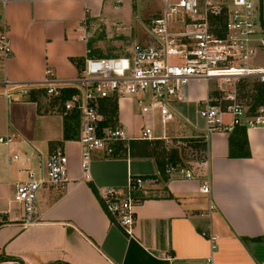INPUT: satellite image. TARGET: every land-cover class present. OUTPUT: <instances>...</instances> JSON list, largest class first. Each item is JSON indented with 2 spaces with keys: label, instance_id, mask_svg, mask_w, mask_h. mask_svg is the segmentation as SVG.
<instances>
[{
  "label": "crops",
  "instance_id": "obj_1",
  "mask_svg": "<svg viewBox=\"0 0 264 264\" xmlns=\"http://www.w3.org/2000/svg\"><path fill=\"white\" fill-rule=\"evenodd\" d=\"M159 8V0L154 7L136 6L133 0L0 2V24L7 25L12 50L0 66V82L38 81L46 67L58 78L71 79L85 56H118L133 41L148 40L149 19ZM12 91L10 100L0 92V135L10 136L0 142V264H209L208 256L211 264H263L264 124L240 122L204 132L194 108L211 92L207 81L192 79L184 86L164 137L159 116L151 114L156 138L128 139L117 143L115 155H94L86 176L78 116L64 138L63 121L70 112H62L60 100L42 89L23 96ZM106 99L115 101L118 121L138 133L143 118L136 103L128 97ZM228 121L225 113L223 122ZM169 122L173 130L167 129ZM182 140L203 152L197 166L181 164L175 147ZM57 148L67 156V180L38 190L37 217L23 225L13 183L25 177L26 169L41 172L45 157ZM12 154L16 158L9 160ZM158 162L165 164L163 171ZM179 168L192 176H183ZM128 175L155 178L135 192L139 200L130 234L98 197L105 187L123 191ZM204 181L207 192L200 190ZM200 230L214 235L213 248Z\"/></svg>",
  "mask_w": 264,
  "mask_h": 264
},
{
  "label": "built area",
  "instance_id": "obj_2",
  "mask_svg": "<svg viewBox=\"0 0 264 264\" xmlns=\"http://www.w3.org/2000/svg\"><path fill=\"white\" fill-rule=\"evenodd\" d=\"M6 0H0L3 3ZM160 8L149 19L148 40L133 41L124 55L85 56L77 74L71 79L56 77L48 67L38 81L15 83L2 79L1 93L8 100L15 90L20 96L31 89H42L49 98L59 99L63 89H73L61 100L62 112L72 110L78 116L80 166L86 176L88 162L94 155H115L121 141L139 138H156L150 124L151 114L159 116L160 137H164L165 123L173 119L174 101L182 99L183 88L192 79L213 80L211 89H221L220 84L251 78L264 83V65L252 64L250 57L264 49V0H159ZM8 28L0 24V66L11 55ZM10 86H14L13 89ZM131 98L137 105L143 123L138 133L131 134L116 116L104 123L107 115L101 111L106 98ZM222 104V98L210 92L195 104V112L204 122V132L230 129L234 124H264V105L253 110L233 95ZM229 121L223 122V115ZM10 136L0 135V142ZM16 154L9 156V160ZM67 156L57 148L47 154L41 172L25 170V177L13 183V200L21 204L23 225L37 217L35 204L38 190L45 185H56L67 180ZM185 177L192 176L187 168H179ZM155 178L128 175L125 189L105 187L99 200L110 218L126 234L131 233L133 206L138 197L135 192L144 183ZM204 181L200 190L207 192ZM211 207L212 205L209 204ZM214 247V235L200 230ZM207 261L210 262V256ZM264 264V262H263Z\"/></svg>",
  "mask_w": 264,
  "mask_h": 264
},
{
  "label": "rangeland",
  "instance_id": "obj_3",
  "mask_svg": "<svg viewBox=\"0 0 264 264\" xmlns=\"http://www.w3.org/2000/svg\"><path fill=\"white\" fill-rule=\"evenodd\" d=\"M156 2L157 0H133V4L136 6L141 3H146L150 7H154L156 6ZM117 54L124 55L125 53L124 51H120ZM249 62H252V64L264 65V49L262 50V52L257 53L255 58L250 57ZM213 83H214L213 80L207 81L209 88H213L215 86V84ZM254 83H257V81L251 78L238 79L236 81H232L231 83L220 84L221 89L214 88L211 89V92L222 98L221 99L222 104H225L230 101V99L227 97L230 94L233 95V100L241 102L243 105L247 106L248 110H253L255 107L259 105L257 104L254 108H252L253 94L256 91L255 86L257 85ZM261 105H264V101L261 103ZM173 128H174V123L169 122L167 124V129L173 130ZM182 141L184 143H179V146L175 147L176 151H178L179 152L178 154L181 156V164L184 166L186 165L187 167L193 165L197 166L196 162H198L203 158V152L193 147V145H191L190 142H187L185 140ZM154 146L156 147V143ZM158 146L160 148L163 147V145L161 146L158 145Z\"/></svg>",
  "mask_w": 264,
  "mask_h": 264
},
{
  "label": "trees",
  "instance_id": "obj_4",
  "mask_svg": "<svg viewBox=\"0 0 264 264\" xmlns=\"http://www.w3.org/2000/svg\"><path fill=\"white\" fill-rule=\"evenodd\" d=\"M254 84H257V85L255 86L256 91L253 94L252 108H254L257 104H261L264 101V83L257 82V83H254ZM72 90L73 89H71V88L63 89V91H62V93L60 95V98L58 100H60V102H61V100L64 99L66 97V95L69 92H71ZM102 110L107 115V118L103 122L104 123L111 122V118L113 116H115V111H116L115 101H113L111 99H106L104 101L103 105H102ZM76 116H77V112L75 110H72V111H70L68 116L64 119V121H63V137L64 138L69 136V134H68L69 125H70L71 122H73V121L75 122L76 121V119H75ZM67 119H69L70 121H68ZM156 166H157L158 170L163 171L165 164L163 162H158L156 164ZM2 257H4V256L0 255V258H2ZM60 263L66 264V263H63V262H60Z\"/></svg>",
  "mask_w": 264,
  "mask_h": 264
}]
</instances>
